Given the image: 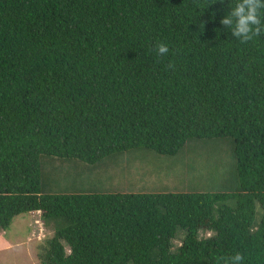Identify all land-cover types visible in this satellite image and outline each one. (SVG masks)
I'll use <instances>...</instances> for the list:
<instances>
[{"label": "trees", "instance_id": "trees-1", "mask_svg": "<svg viewBox=\"0 0 264 264\" xmlns=\"http://www.w3.org/2000/svg\"><path fill=\"white\" fill-rule=\"evenodd\" d=\"M214 2L0 0V231L40 211V264H264V35Z\"/></svg>", "mask_w": 264, "mask_h": 264}, {"label": "rangeland", "instance_id": "rangeland-1", "mask_svg": "<svg viewBox=\"0 0 264 264\" xmlns=\"http://www.w3.org/2000/svg\"><path fill=\"white\" fill-rule=\"evenodd\" d=\"M117 167L119 168L115 164H107L105 172L112 174V179L106 180L107 184L118 182L119 169ZM53 174L59 176L60 171L56 169ZM91 174L93 173L84 170L81 178L88 180ZM123 181L126 182L124 179ZM83 182L85 183V181ZM140 186L141 182H137L133 187L126 186L125 190H136ZM37 220L39 223H35ZM51 234L52 231L46 228L43 223L40 211L26 212L15 216L9 228L0 231V264H40L38 252L44 245L47 236ZM179 234L182 236L181 232Z\"/></svg>", "mask_w": 264, "mask_h": 264}, {"label": "clouds", "instance_id": "clouds-1", "mask_svg": "<svg viewBox=\"0 0 264 264\" xmlns=\"http://www.w3.org/2000/svg\"><path fill=\"white\" fill-rule=\"evenodd\" d=\"M220 2L222 3L223 0ZM261 9H264V0H237L234 6H230V11L221 19L220 23L229 29L232 36L241 43H248L254 37L264 35ZM168 52L169 48L165 43L161 42L156 45L158 56H165ZM168 67L174 68V65L169 63ZM242 260L243 256L238 252L230 258V264H241Z\"/></svg>", "mask_w": 264, "mask_h": 264}, {"label": "built area", "instance_id": "built-area-1", "mask_svg": "<svg viewBox=\"0 0 264 264\" xmlns=\"http://www.w3.org/2000/svg\"><path fill=\"white\" fill-rule=\"evenodd\" d=\"M39 212V211H38ZM36 220V219H35ZM35 222V221H34ZM35 223H39V220H37V222H35ZM67 251H69V249H67Z\"/></svg>", "mask_w": 264, "mask_h": 264}, {"label": "crops", "instance_id": "crops-1", "mask_svg": "<svg viewBox=\"0 0 264 264\" xmlns=\"http://www.w3.org/2000/svg\"><path fill=\"white\" fill-rule=\"evenodd\" d=\"M36 212V211H35Z\"/></svg>", "mask_w": 264, "mask_h": 264}]
</instances>
